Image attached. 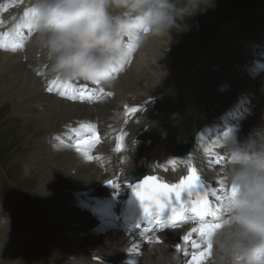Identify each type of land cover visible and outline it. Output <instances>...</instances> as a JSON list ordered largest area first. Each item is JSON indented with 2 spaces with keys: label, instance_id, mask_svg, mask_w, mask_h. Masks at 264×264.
I'll use <instances>...</instances> for the list:
<instances>
[{
  "label": "bare ground",
  "instance_id": "obj_1",
  "mask_svg": "<svg viewBox=\"0 0 264 264\" xmlns=\"http://www.w3.org/2000/svg\"><path fill=\"white\" fill-rule=\"evenodd\" d=\"M31 9V0H3L0 2V33L9 34L8 37L2 38L8 45L7 49H3V52L0 50V91L2 95L9 96V100L6 99L3 101L11 103L14 106L15 113L23 114L30 120L33 119L38 124V129L46 125L48 129L50 128L47 136V144H51L56 149L52 150L49 147L47 150L41 146H36L37 148L33 154V159L37 162L35 164L36 170L41 171L39 174L36 172L41 177L39 191L47 195L50 200L52 196L56 198L55 202L53 199L51 201L54 202L52 203L54 206L58 207L55 215H57L60 227H62L65 233L63 234V240H61L69 248V253H67L65 258V264H78V259L81 261V264L92 263L90 252L96 247V243H91L87 251H84L83 255H79L82 253L80 250L81 242L77 239H85L89 235L99 236L96 241L98 247L102 249L101 255L106 259L105 264H132L129 258L132 255L139 257L134 264H185L186 257L174 248V245L178 243L175 240V236L177 235L176 231L172 232L170 228L159 230L158 223L154 217L145 215L141 216V219L131 221L130 216H127L126 211L128 209L132 188L130 173L136 167H144L164 176L177 177L193 162L196 165H203L200 157H205L206 153L209 158H214L213 160H208L209 166L214 173H219L220 175L225 164L221 161L217 165L216 157L224 156L223 153L216 151L213 154H209L206 152L204 146L198 147L194 145L192 138L193 136L204 135L205 130L199 125L204 124L207 118L216 115L224 105L218 104L214 108L208 98L200 97L193 91L174 93L172 97L164 96L162 91L157 94V98H150V100L144 102L143 108L138 113L127 115V109L125 107L127 105H120L119 102L130 101V98L133 100L138 98L140 88L137 84L139 81H142L141 78L149 84L148 86H157L159 80L155 76H159L163 70H166L159 64V61L166 62V59L162 58V54H160L162 41H156V39L149 40L144 46L139 47L138 51L135 48H130L128 58L131 61L115 74V79L110 85L101 83L97 86L91 81L80 80L81 83L88 84V89L85 94H91V90L97 87H103L106 92L111 91L115 93L117 91L118 93L109 104L89 106L87 110L80 108L75 111L70 105L65 104L67 101L50 95L51 99H53L52 102L50 101V108H56L58 112L66 111L68 114H72L69 117H64L62 121L60 120L61 123L59 126L73 121L76 118V122L71 127L77 126L79 123H93L97 125V129L101 134V143L91 149L90 155L94 159L88 160L82 153L77 151L79 154L78 161L72 154L74 153V149L70 152L59 149L60 146L67 145L69 133L67 131L60 133L62 127H54V125H57L58 119L51 120L49 113L46 111L47 108L41 110L34 106L36 104L30 106L29 103V100L32 99L28 98L27 94L29 92L27 88L29 90L39 88L35 96L46 94L36 72L31 71V68L27 67L21 60L23 56H26L28 60H35L38 58L36 56L37 53H42L41 50L32 45L33 34L26 27V20L31 13ZM12 19L13 21L11 23ZM16 22H18V26L14 25ZM9 27L11 28L10 31L7 30ZM233 27L236 30L239 28V24ZM221 34L222 32L217 38V41ZM236 38L237 36L235 35ZM261 40L264 44L263 37ZM13 43L23 45L24 55L18 54V51L21 49L20 47H17L15 51L12 50ZM215 49H219L217 42ZM140 50L141 53L134 63V55H137ZM154 53L157 55H154ZM261 53L263 52L257 53L256 58L250 61L251 64L248 65V70L242 64L237 66L238 70H234L236 67L229 66L231 58L229 57L228 61H225L223 58L224 65L228 67L221 73L218 82L223 83L225 89H228V92L232 96L253 90V87L256 85L252 82V75L254 73L250 70L253 67L257 68L255 66L258 63L264 62V55ZM246 54H250V50ZM245 56L244 54V59ZM157 61L158 67L152 70L154 73V76H152V73L149 74L146 68L149 67V62ZM5 64H12L15 69V74L11 79L9 78L11 70ZM133 64L134 69L129 72L127 77L123 78V70L127 66L132 67ZM48 70L50 69L48 68ZM138 73L140 74L139 81L134 84L131 83L135 86L134 89L123 85L124 79L130 83V81L135 80L134 75ZM55 77L56 75L52 79ZM26 84L28 85L27 88ZM201 87L205 89L206 84L202 83ZM257 89L256 94L259 96L262 90ZM183 95H188V97L186 99L178 98ZM105 99L110 100V97L105 96ZM218 100L223 101L224 99L218 97ZM260 104L264 105V96ZM73 105H76V103L73 102ZM80 111H83V113H79ZM97 114L101 115L100 117L103 119L107 115V119H110L112 123L107 125L104 122L102 129ZM209 122H212V120ZM259 122L256 117L251 118L244 124L242 133L247 134ZM121 132L126 133L123 145L129 146V152L127 153L124 151L117 152L115 150L118 142L117 137ZM57 134L60 136L59 140L55 138ZM70 140L72 141L71 138ZM54 142L58 147L55 146ZM73 143L75 141H72L69 146H72ZM187 144L193 145L190 154L178 157L173 155L176 147ZM155 160L158 162L152 165ZM29 166L33 168V165L29 164ZM110 179L118 180L120 188L117 189L107 184V181ZM66 189H69V191L66 192ZM54 190H57L58 193H53ZM60 190L63 192L59 195ZM79 190H83L84 193L76 196L75 194ZM58 199L61 201L59 204H57L59 202ZM79 203H82L81 206H79ZM69 214L75 219L73 223L75 227L69 223ZM161 218L163 219V217ZM5 219L0 214L3 233H8L7 219ZM143 222H145V226L147 227L144 238L141 235L142 233L137 230ZM153 229L157 231L153 232ZM185 230H188V228ZM79 233L81 236H79ZM153 235L160 236L163 240V243H155L159 251L157 253L163 258L162 263H159L155 258V254L150 251V243L147 242L148 237ZM133 242L140 246L139 254L127 251L128 248L132 247ZM9 244L11 242L7 237H0V260H5L6 264H13L8 253ZM17 247L15 245L13 250H16Z\"/></svg>",
  "mask_w": 264,
  "mask_h": 264
},
{
  "label": "clouds",
  "instance_id": "obj_2",
  "mask_svg": "<svg viewBox=\"0 0 264 264\" xmlns=\"http://www.w3.org/2000/svg\"><path fill=\"white\" fill-rule=\"evenodd\" d=\"M26 27L53 75L110 85L127 63L128 44L164 40L168 49L196 28L189 20L217 0H31ZM227 158L222 175L236 186L218 209L210 264H264V117L247 134L231 126L209 142ZM226 213V216H225ZM175 259V257H174Z\"/></svg>",
  "mask_w": 264,
  "mask_h": 264
},
{
  "label": "rangeland",
  "instance_id": "obj_3",
  "mask_svg": "<svg viewBox=\"0 0 264 264\" xmlns=\"http://www.w3.org/2000/svg\"><path fill=\"white\" fill-rule=\"evenodd\" d=\"M217 12H222V14L216 15ZM232 18H235L234 22L230 21ZM197 21L199 30L193 27L191 31L183 33L178 38L179 43H174V46L169 47V49L168 45H164L163 43L162 58L168 61L170 71L166 72L163 70L159 76H155V78L162 79L163 83L159 82L157 86L150 87L143 78H141L142 81H139V73L134 75L135 80L130 81V83L124 79L123 85L125 87L134 89L135 86L133 84L139 81L137 85L140 88L138 98L135 100L130 98L129 102H124L125 104H129L130 107H135L140 104L141 99L157 98V94L162 91L164 96L172 97L174 93L181 90L182 83L180 81L189 80L195 81L199 85L205 83L204 95L207 98L215 96V92L213 93L212 90L216 87H220L219 96H221L225 93V86L220 81L218 82V80H220L221 73L228 67L224 65L223 58L225 61H228L229 57L231 58L229 66L236 67L234 70H238L237 66L239 64H242L248 70V65L251 64L250 61L255 59L257 54H246V52L252 50V53L255 49L252 43H257L261 37L264 38V0H217V7L215 9H209L207 12L201 13L189 20L190 23ZM236 24H239V28L235 30L233 26ZM201 26H206V30L203 28L204 33L200 30ZM261 30H263V36ZM227 31H229L230 35L223 39L222 36ZM221 32L222 34L217 41ZM247 32L250 33L246 35ZM185 34L202 37H199L200 39L187 38ZM235 35L237 36L236 39ZM216 42L219 53L215 49ZM259 44L261 48L258 49V53L263 52L261 54L264 55V44L262 40ZM211 47H213L214 52H212ZM140 53L141 50L137 55H134V63ZM244 54L246 55L245 59L243 58ZM158 61L149 62V67L146 68L149 74L153 73L152 70L158 67ZM26 64L28 67L37 64V68L41 74L43 71L48 70L46 66L47 62L42 57L36 58L35 60L27 59ZM159 64L162 65L160 61ZM5 66L11 70L9 74V78L11 79L15 74V69L12 64H5ZM258 66L259 63L255 67ZM133 69L134 64L132 67L127 66L123 70V78L127 77ZM257 69L253 67L250 71L253 73ZM258 75L256 74L253 77L255 78L253 84L256 85L253 89H255V92L257 88L260 91L262 90V93L259 95V102H262L264 96V74ZM46 77L47 83H49L52 77H50V74H47ZM41 79H43L42 75ZM44 82L45 84L41 85L46 94L39 96H35L39 88L29 90L26 84L29 92L27 94L28 98L32 99H28L30 106L36 104L34 106L38 109L45 110L47 108L46 111L49 113L50 119H58L57 125L53 124L54 127H62L60 131H63L66 129L68 122L59 126L62 119L72 114H68L66 111L58 112L56 108H50V103L53 99H51L50 94L46 91V81ZM192 83L194 84V82ZM219 84L224 87L221 88ZM114 95L116 96L115 93ZM6 99L9 100V96L2 95L0 91V162H2V165H0V211L3 210L7 220L0 214L7 221V231L11 232V235L8 234L9 232L3 233V229L1 228L2 224L0 223V237H7L12 246H18L16 250H12L11 252L13 254H20L21 256L25 254L24 264H32V260H36L33 261V264H63L65 252L69 253V248L65 242H62L63 234L65 233L62 227H60L57 215H55L58 207L52 204L56 198L52 196L53 202L42 191H39L41 177L38 174L41 171L36 170L35 164L37 162L33 159V154L36 152L38 146L46 148L47 150L49 147L54 149V147L50 146L51 144H47V136L50 128L48 129L46 125L38 129L39 126L33 119L30 120L23 114L15 113L14 106L11 103L3 101ZM94 101L96 102V106L99 104L105 105L104 103L108 104L107 100L102 101L101 97L97 99L95 96L85 101L76 100L78 102L76 105H73L74 101L72 100H68L65 104L70 105L75 111L80 108L87 110L89 109L90 103L93 104ZM79 113H83V111ZM29 164L33 165V168ZM62 192L60 190L59 195ZM6 195L19 201L14 202V200L7 198ZM58 201L57 204L61 203L60 199ZM37 203L41 205H36ZM68 218L69 223L73 226L75 219L70 214ZM12 222L13 229L11 228ZM38 232L40 233L39 235ZM13 235L19 237V240H15ZM79 236H81L80 233ZM89 237L93 236L90 235ZM154 250H157V248L155 247ZM52 259H54L55 263L52 262ZM10 260L12 261V258ZM20 262L21 258L17 259L13 264H20ZM0 264H6L5 260H0Z\"/></svg>",
  "mask_w": 264,
  "mask_h": 264
},
{
  "label": "snow or ice",
  "instance_id": "obj_4",
  "mask_svg": "<svg viewBox=\"0 0 264 264\" xmlns=\"http://www.w3.org/2000/svg\"><path fill=\"white\" fill-rule=\"evenodd\" d=\"M32 11V9H31ZM8 33H0V48L7 49L8 45L2 38L8 37ZM17 47L23 48V45L13 43L12 50ZM129 48H133V44H128ZM40 74V73H38ZM75 81V82H74ZM85 81V80H84ZM99 86V81H91ZM88 89L87 83H80V80H64L59 76L50 80L46 91L48 93H56L62 98L72 101H85L93 96L99 99L102 96L112 97L111 91H105L103 87L93 88L91 95H85ZM126 114L133 115L140 111L138 107H127ZM71 132L75 139V149L82 153L88 160L94 159L90 155V150L101 143V134L97 129V125L93 123H79L64 130ZM126 133L121 132L117 137L116 151H123V141ZM60 139L59 134L55 137ZM213 150L206 149L209 154ZM223 161L227 163L225 156H217L216 164L219 165ZM175 163V162H173ZM219 189L210 191L207 187L201 188V175L195 166L188 169L187 175H184L178 182H168L157 175H148L141 182L133 186V192L141 202L146 216L154 217L158 223L159 229H179L190 220H195L196 226L192 227L182 236V242L176 243L174 248L177 252L183 254L184 257H190L186 264H206L212 257V237L216 231L223 227L224 221L217 216L219 205L228 198L230 192H235L236 186L229 187L220 173ZM107 184L119 189L118 180H108ZM219 191L220 195L216 192ZM215 196V203L210 197ZM165 209L170 210V214L166 219H162ZM226 216V213H225ZM157 231L156 229L152 230ZM148 243H163L160 236L153 235L148 237ZM191 249V251H190ZM130 253L139 254L140 246L133 242L132 247L127 249Z\"/></svg>",
  "mask_w": 264,
  "mask_h": 264
},
{
  "label": "water",
  "instance_id": "obj_5",
  "mask_svg": "<svg viewBox=\"0 0 264 264\" xmlns=\"http://www.w3.org/2000/svg\"><path fill=\"white\" fill-rule=\"evenodd\" d=\"M190 147L189 146H185V147H180L178 146L175 151H174V155L176 156H180L181 154L185 153V152H189Z\"/></svg>",
  "mask_w": 264,
  "mask_h": 264
}]
</instances>
